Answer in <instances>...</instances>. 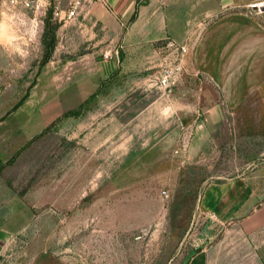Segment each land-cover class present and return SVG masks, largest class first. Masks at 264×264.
I'll list each match as a JSON object with an SVG mask.
<instances>
[{
    "label": "rangeland",
    "instance_id": "1",
    "mask_svg": "<svg viewBox=\"0 0 264 264\" xmlns=\"http://www.w3.org/2000/svg\"><path fill=\"white\" fill-rule=\"evenodd\" d=\"M4 2L0 264H264V231H202L211 184L264 188V8L143 45L155 53L100 79L119 44L74 42L52 15L32 32Z\"/></svg>",
    "mask_w": 264,
    "mask_h": 264
},
{
    "label": "crops",
    "instance_id": "2",
    "mask_svg": "<svg viewBox=\"0 0 264 264\" xmlns=\"http://www.w3.org/2000/svg\"><path fill=\"white\" fill-rule=\"evenodd\" d=\"M257 1L263 0H86L78 17L64 22L59 20V23L60 26L63 23V26H69L67 38L74 42L81 32L82 37L89 41L88 47L102 42L119 44L122 61L119 55L114 57V54L110 58L97 57L96 68L100 79H107L121 65L124 66L127 59L150 57L155 53L149 48L142 49L143 45L168 37L184 41L194 26L203 25L224 10L246 7ZM39 2L40 7L32 11L25 9L22 3L15 5L12 0H5L3 8L8 13L5 11L3 18L15 24L13 19L20 15V21H24L21 24L28 27L35 14L41 17L44 26V19L47 15L53 16L57 4L68 5V0ZM87 74L85 70L75 71L73 82L86 81L89 78ZM208 122L209 119L199 120L193 127L196 133L206 131ZM211 126L215 127L214 124ZM253 178L213 183L205 190L202 211L207 219L202 231L230 225L251 236L264 231V188L256 187ZM212 215L217 216V223L211 221Z\"/></svg>",
    "mask_w": 264,
    "mask_h": 264
},
{
    "label": "built area",
    "instance_id": "3",
    "mask_svg": "<svg viewBox=\"0 0 264 264\" xmlns=\"http://www.w3.org/2000/svg\"><path fill=\"white\" fill-rule=\"evenodd\" d=\"M85 1L86 0H68L67 7H63L62 5L57 4L53 11L54 18L60 21H67V20H71V19L78 17L79 11ZM12 2L15 5L17 3H22L25 9H29L32 11L33 10L35 11L38 7H40L39 0H36V1L34 0H12ZM248 6L261 10L264 8V0L250 3ZM31 20H32L30 22L31 30L32 32H36L38 30V27L42 23V20L41 18L38 19L36 15ZM21 23H24V21H22ZM110 57H111L110 52L107 51L104 58H110ZM160 84L161 86L168 87L170 85V75L169 74L163 75L162 78H160ZM211 219L215 222L218 221V218L216 215H212Z\"/></svg>",
    "mask_w": 264,
    "mask_h": 264
},
{
    "label": "trees",
    "instance_id": "4",
    "mask_svg": "<svg viewBox=\"0 0 264 264\" xmlns=\"http://www.w3.org/2000/svg\"><path fill=\"white\" fill-rule=\"evenodd\" d=\"M49 55H50V53H48V54L46 55V58H45V60H47V59H48ZM21 102H22V101H21ZM21 102H19L18 106L21 104Z\"/></svg>",
    "mask_w": 264,
    "mask_h": 264
}]
</instances>
